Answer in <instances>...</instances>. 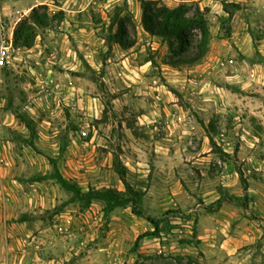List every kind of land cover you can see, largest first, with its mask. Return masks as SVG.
Masks as SVG:
<instances>
[{
  "label": "rangeland",
  "instance_id": "1",
  "mask_svg": "<svg viewBox=\"0 0 264 264\" xmlns=\"http://www.w3.org/2000/svg\"><path fill=\"white\" fill-rule=\"evenodd\" d=\"M159 1L206 12L205 57L145 32L140 0H0L5 39L33 7L50 16L0 68V264H264V0ZM52 161L84 191L124 190L121 163L160 236L134 248L153 225L84 208Z\"/></svg>",
  "mask_w": 264,
  "mask_h": 264
},
{
  "label": "trees",
  "instance_id": "2",
  "mask_svg": "<svg viewBox=\"0 0 264 264\" xmlns=\"http://www.w3.org/2000/svg\"><path fill=\"white\" fill-rule=\"evenodd\" d=\"M142 9L141 23L145 32L150 35L160 37L166 40L172 47L176 43V50L174 53L182 54L189 50V48H195L196 52L186 62L191 64L201 60L209 51V45L211 40V33L209 28V20L206 16V12L199 6L194 9L188 2H182L176 7H170L163 4L159 0H140ZM44 12L39 13L37 7H33L30 15L24 16L17 23L14 34V45L22 48L29 49L34 44L36 38V28L46 27L49 25V13L47 12V6H43ZM119 8V7H118ZM118 10L121 11L119 8ZM113 26H116L114 32H111L109 39L120 47L127 49L135 44L134 40L128 37L126 28V16L120 15L117 12L110 22V31ZM184 61V59H180ZM177 62H172L171 65L175 66ZM28 128L32 129L31 121L21 114L17 115ZM54 167V173L51 178L64 190L72 193V199L79 201L84 208L89 207L94 201H101L104 203V211L110 213L118 207H130L133 214L147 219L154 227L152 231H146L138 235L134 248L139 246L142 239L146 237H159L163 226L161 220L156 219L150 215H147L143 210L142 203L144 192L135 189L127 180L126 167L121 163H116V171L124 185V190H118L117 188H89L84 191L80 185L65 178L59 171L55 161H52ZM238 173L244 183L245 189H247V181L243 177V172L238 169ZM48 178L46 175L36 177L34 181H42ZM227 200L229 197H227ZM223 199H218L217 204L221 205ZM246 208V204H243ZM26 217L23 216L20 220L25 221ZM193 238L196 243L200 241L197 239V228H193ZM183 264V263H180ZM188 264H192L190 260ZM198 264V263H197Z\"/></svg>",
  "mask_w": 264,
  "mask_h": 264
},
{
  "label": "built area",
  "instance_id": "3",
  "mask_svg": "<svg viewBox=\"0 0 264 264\" xmlns=\"http://www.w3.org/2000/svg\"><path fill=\"white\" fill-rule=\"evenodd\" d=\"M11 50H15L12 35L5 39L0 31V68L11 64Z\"/></svg>",
  "mask_w": 264,
  "mask_h": 264
},
{
  "label": "crops",
  "instance_id": "4",
  "mask_svg": "<svg viewBox=\"0 0 264 264\" xmlns=\"http://www.w3.org/2000/svg\"><path fill=\"white\" fill-rule=\"evenodd\" d=\"M1 209V208H0ZM0 221H1V216H0ZM248 238V237H247Z\"/></svg>",
  "mask_w": 264,
  "mask_h": 264
}]
</instances>
